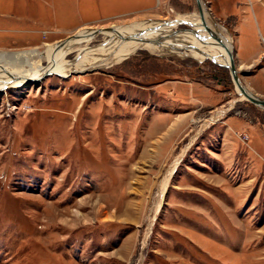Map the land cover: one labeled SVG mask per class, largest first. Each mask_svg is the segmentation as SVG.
I'll list each match as a JSON object with an SVG mask.
<instances>
[{
    "label": "rangeland",
    "instance_id": "obj_1",
    "mask_svg": "<svg viewBox=\"0 0 264 264\" xmlns=\"http://www.w3.org/2000/svg\"><path fill=\"white\" fill-rule=\"evenodd\" d=\"M202 1L264 97V0ZM195 12L196 0H0V52ZM219 64L138 49L0 86V264H264V108Z\"/></svg>",
    "mask_w": 264,
    "mask_h": 264
},
{
    "label": "bare ground",
    "instance_id": "obj_2",
    "mask_svg": "<svg viewBox=\"0 0 264 264\" xmlns=\"http://www.w3.org/2000/svg\"><path fill=\"white\" fill-rule=\"evenodd\" d=\"M212 19L210 12L203 4L202 15L199 12L179 15L172 22L144 21L128 26L113 27L109 31L104 30L106 28L104 26L87 27L74 37L61 42L57 46L55 45L46 52L37 50L0 52V86L5 88L20 87L28 82L27 78H38L46 70L49 71V74L65 76L71 71L108 66L112 62L127 58L138 49H147L159 56H191L198 60L211 58L221 64H227L231 60L230 51L233 56V42L219 37L226 32V29ZM184 22L190 24L195 32L182 33L175 30ZM105 31L110 35L109 39L92 48L90 45L91 38L95 34H101ZM89 48L92 50H88L89 53L81 57L84 54L83 50ZM73 51L78 54L71 60L68 55ZM236 89L239 91L238 87ZM240 95L245 98L243 93H240ZM227 110L228 108L221 109L220 112L215 113L201 125L196 135L203 127L220 119ZM186 148L174 160L164 175L157 192L158 202L155 205L153 218L160 208L167 183ZM150 222L152 223V221Z\"/></svg>",
    "mask_w": 264,
    "mask_h": 264
},
{
    "label": "water",
    "instance_id": "obj_3",
    "mask_svg": "<svg viewBox=\"0 0 264 264\" xmlns=\"http://www.w3.org/2000/svg\"><path fill=\"white\" fill-rule=\"evenodd\" d=\"M196 4H197V8H198V11L199 13L202 15V10H203V1L202 0H196ZM230 54H231V60L229 63L227 64H219L217 62V64L219 65H222V66H225L229 69V72H230V75H231V78L233 80V83L238 87V90L237 93H243L245 95V98L248 99L249 101H251L252 103L256 104V105H259L261 107L264 108V97L260 96L259 94L251 91L250 89H248L244 83L242 82L241 78H240V75H239V72H238V68L234 62V58L232 56V52L230 51ZM213 62L216 63L215 60L212 59ZM47 74H49V71H44V73L42 75H40L38 78H27V81L28 82H31V81H39L41 80L44 76H46ZM240 99V97L238 98H235L233 100V103H235L236 101H238Z\"/></svg>",
    "mask_w": 264,
    "mask_h": 264
},
{
    "label": "crops",
    "instance_id": "obj_4",
    "mask_svg": "<svg viewBox=\"0 0 264 264\" xmlns=\"http://www.w3.org/2000/svg\"><path fill=\"white\" fill-rule=\"evenodd\" d=\"M169 83H176V84H173L174 85V87H176L177 89H180V88H182V86H181V84H179V83H177V82H179V80H177V79H169V80H167ZM167 82V83H168Z\"/></svg>",
    "mask_w": 264,
    "mask_h": 264
}]
</instances>
